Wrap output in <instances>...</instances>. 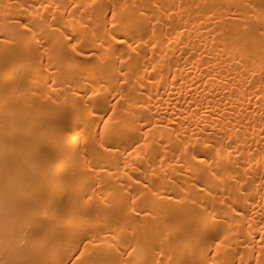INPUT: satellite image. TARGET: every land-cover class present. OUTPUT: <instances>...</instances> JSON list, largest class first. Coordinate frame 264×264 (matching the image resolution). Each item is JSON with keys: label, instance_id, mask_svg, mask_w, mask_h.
Here are the masks:
<instances>
[{"label": "bare ground", "instance_id": "bare-ground-1", "mask_svg": "<svg viewBox=\"0 0 264 264\" xmlns=\"http://www.w3.org/2000/svg\"><path fill=\"white\" fill-rule=\"evenodd\" d=\"M0 264H264V0H0Z\"/></svg>", "mask_w": 264, "mask_h": 264}]
</instances>
